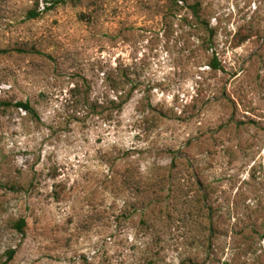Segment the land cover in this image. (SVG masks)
Returning a JSON list of instances; mask_svg holds the SVG:
<instances>
[{
  "label": "rangeland",
  "instance_id": "rangeland-1",
  "mask_svg": "<svg viewBox=\"0 0 264 264\" xmlns=\"http://www.w3.org/2000/svg\"><path fill=\"white\" fill-rule=\"evenodd\" d=\"M0 264H264V0H0Z\"/></svg>",
  "mask_w": 264,
  "mask_h": 264
},
{
  "label": "trees",
  "instance_id": "trees-1",
  "mask_svg": "<svg viewBox=\"0 0 264 264\" xmlns=\"http://www.w3.org/2000/svg\"><path fill=\"white\" fill-rule=\"evenodd\" d=\"M31 13H32L31 14L32 15L31 17H38L39 16V14L36 13V12H31ZM6 105H8V106H14L15 108H20V109L28 112L37 121H40V119H41L40 116H39V113L36 110V108L31 104L30 101H18V102H14V103L13 102H8ZM16 226H17V228H18V230L20 232H23L24 231V228L26 226L25 219L24 218L19 219L16 222Z\"/></svg>",
  "mask_w": 264,
  "mask_h": 264
}]
</instances>
